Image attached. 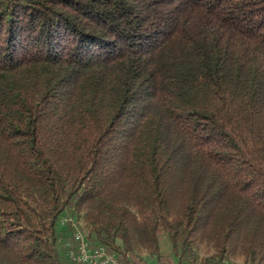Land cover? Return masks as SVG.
I'll return each mask as SVG.
<instances>
[{
  "label": "trees",
  "instance_id": "16d2710c",
  "mask_svg": "<svg viewBox=\"0 0 264 264\" xmlns=\"http://www.w3.org/2000/svg\"><path fill=\"white\" fill-rule=\"evenodd\" d=\"M69 210L124 264H264V0H0V264H76Z\"/></svg>",
  "mask_w": 264,
  "mask_h": 264
},
{
  "label": "rangeland",
  "instance_id": "374dc122",
  "mask_svg": "<svg viewBox=\"0 0 264 264\" xmlns=\"http://www.w3.org/2000/svg\"><path fill=\"white\" fill-rule=\"evenodd\" d=\"M62 222H63V224H62ZM61 224L63 227L67 228V231H66L67 234L62 239V244H63L64 253L66 254V256L69 259H71V261H73V259L68 255V245H69V243H72L74 241L75 233H78V232L82 233L84 235V237L86 238V241L89 243L91 248H97V247L104 248L103 246H96L95 243H93L90 239L89 234L91 232V224H90L89 220L87 219L86 210H83L77 214H72V212L70 210L66 211L62 217ZM68 226L70 227L69 229H68ZM71 235H72V237H71ZM118 242L121 243V240L118 239ZM161 248H162L163 253L165 254L164 263L165 264H176V259L172 255L171 242H170L168 236H166V235H164L162 240H161ZM104 249L108 254H112V253H109L106 250V248H104ZM195 249H196L197 255H198L197 264H202V261L206 257L211 256L212 254L215 253V250L211 245L206 244V243H202V242H197L195 244ZM136 250H137L139 256H141L143 258L144 263L139 262V263H132V264H161L159 262V260L157 259V257L155 256V254L152 252L151 248L139 247ZM114 256L116 257V259L118 261H120L116 255H114ZM121 263L124 264L123 262H121ZM244 263H245L244 257L240 254L231 255L229 258V261H228V264H244Z\"/></svg>",
  "mask_w": 264,
  "mask_h": 264
},
{
  "label": "built area",
  "instance_id": "2783aa9c",
  "mask_svg": "<svg viewBox=\"0 0 264 264\" xmlns=\"http://www.w3.org/2000/svg\"><path fill=\"white\" fill-rule=\"evenodd\" d=\"M68 255L76 264H122L113 254H108L104 248H91L80 232L75 233L74 241L69 243Z\"/></svg>",
  "mask_w": 264,
  "mask_h": 264
}]
</instances>
